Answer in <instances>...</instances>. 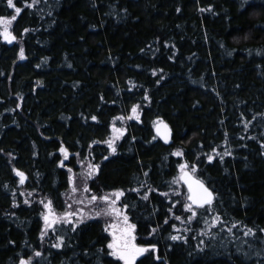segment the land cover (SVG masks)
Returning a JSON list of instances; mask_svg holds the SVG:
<instances>
[{
	"label": "trees",
	"instance_id": "1",
	"mask_svg": "<svg viewBox=\"0 0 264 264\" xmlns=\"http://www.w3.org/2000/svg\"><path fill=\"white\" fill-rule=\"evenodd\" d=\"M14 3L19 14L0 0V17L17 15L16 42L0 35V264H123L105 220L84 209L116 190L136 243L158 249L137 264H264V0ZM113 124L124 130L115 153ZM185 162L215 193L191 223L188 189L173 183ZM48 201L84 223L45 230Z\"/></svg>",
	"mask_w": 264,
	"mask_h": 264
},
{
	"label": "snow or ice",
	"instance_id": "2",
	"mask_svg": "<svg viewBox=\"0 0 264 264\" xmlns=\"http://www.w3.org/2000/svg\"><path fill=\"white\" fill-rule=\"evenodd\" d=\"M27 3V0H26ZM36 3V0H32V3L29 4L28 6L34 7ZM7 6L9 8H13L15 10L16 14H19L22 9L20 7H17L16 4L14 3V0H7ZM17 19V15H12L10 18L9 17H0V25L3 26L2 32H0V35H2L4 41L8 43H12L13 41L17 40L16 35L13 34V32L10 30V25L12 24L13 21ZM28 29H24V32H27ZM19 57L20 59L25 58V51L23 47H20L19 49ZM139 106H134L132 108V113H136L137 108ZM132 117H128V119H131ZM139 117H137L138 119ZM117 119L123 120L125 117L121 116L118 117ZM92 120H97L96 116H92ZM160 125H162L164 131L161 132L160 126L157 127V132L158 134L162 135L165 141L169 139L170 136V129H168L167 124H164L163 121H160ZM123 129L117 128L115 124H113V133L118 134L114 135L112 138L109 140L104 141V143L108 144V147L111 149L112 153L116 152V144L115 140L119 138V136L123 135ZM155 139V137H153ZM63 151V149H62ZM175 155L180 156L183 154L182 150H177ZM104 159H108V157H104ZM208 159L211 161L213 157L209 156ZM89 168L91 171L87 174L89 177L92 176L94 173L99 171V165H92L89 164ZM180 175L176 178H174L173 183H180L183 182L187 185L188 189V196H187V201L186 203L183 204V208L185 211L190 212L191 214L186 218L189 223H191L194 219L198 217V209H204L205 212H207L211 206L213 205L215 201V193L205 185L204 181L199 179L198 177L195 176L196 173V168L192 167L191 171H188V164L187 162L180 164ZM71 171V170H69ZM16 174L19 177V183L24 184L26 180L25 173L16 170ZM147 175V174H145ZM73 188L72 191L76 192L77 188L75 186V183L73 181ZM134 191H139V189H133ZM84 191L87 192L89 189L87 187L84 188ZM151 191V189H149ZM124 195L123 190H116L112 194H106L103 196H96L92 195L90 197L89 202H96V201H101L104 202L106 205L105 207H101L98 210H95V216H106V217H115L117 222H114L111 224V229H112V240L108 243L107 248L111 249V252L108 253V255H111L112 257L116 258L118 261H122L123 264H137V259L140 257H144L146 253L151 252H156L158 253L157 246L155 244L148 245V246H141L136 243V235H135V229L136 225L129 223V218L126 212L122 211L123 209H127L128 205L125 203L121 207H118L117 204L120 201L121 197ZM166 195V194H165ZM143 199H148V196L145 195ZM78 203H83V201H77ZM27 203V201H25ZM40 203H44V201H40ZM51 201H48L47 204H45V208L49 209L48 215L44 216V221H45V230L48 228H52L53 231H55V225L57 224L58 221H63L64 223H70V224H75L79 225L81 223H84L85 217L83 215L80 216V219L77 221H72L71 217L76 215L74 212H66L63 217H59L56 214H54L51 210ZM171 210V209H169ZM81 214L83 213V209L80 210ZM91 218V217H89ZM122 218V223L120 222ZM177 220H180V216L175 217ZM213 222L215 224H221V216L219 213H217L213 217ZM167 223V221H165ZM235 227V224L232 225V227H229L227 231L229 233L232 232V228ZM72 231L76 230V227H73L71 229ZM223 230V226H222ZM153 232L156 231L155 228L152 230ZM261 232H264V229H260ZM204 235H207L208 233H202ZM41 235L43 236L44 233L42 232ZM245 237H255L256 233L253 229L247 228L245 226V231L243 233ZM172 241H177L182 238L179 235H171L169 237ZM204 242L201 241V244ZM64 246V238L59 237V243L55 244L54 247L56 248H61ZM199 247V245H198ZM251 247V245H249ZM202 250V249H201ZM100 251H103L101 249ZM36 256H40V252L35 253ZM259 255V252L257 253ZM157 260L160 259V256L157 254L155 256ZM20 264H31V261H26V260H21ZM141 264L143 262L141 261Z\"/></svg>",
	"mask_w": 264,
	"mask_h": 264
},
{
	"label": "rangeland",
	"instance_id": "3",
	"mask_svg": "<svg viewBox=\"0 0 264 264\" xmlns=\"http://www.w3.org/2000/svg\"><path fill=\"white\" fill-rule=\"evenodd\" d=\"M105 206H106V205L103 204V202H101V201H96V202H94V203H90V204H88V206L85 207L84 209H87V215H89L90 217H92V218L102 217V218L105 220V225H106L107 232H108V234L110 235L111 240H112V235H111V233H112L111 224L114 223V222H117V221H116V218H115V217H106V216H103V215L98 216V217L95 216V210H98L99 208H101V207H105ZM117 206L120 207L119 202H118ZM122 211H123V209H122ZM120 222L122 223V218H121ZM129 223H130V222H129ZM48 230H50V228H48ZM121 262H122V261H121ZM122 263H123V262H122Z\"/></svg>",
	"mask_w": 264,
	"mask_h": 264
},
{
	"label": "water",
	"instance_id": "4",
	"mask_svg": "<svg viewBox=\"0 0 264 264\" xmlns=\"http://www.w3.org/2000/svg\"><path fill=\"white\" fill-rule=\"evenodd\" d=\"M15 42H16V41H13L12 43H9V44L12 45V44H14ZM163 123H164V124H167V123L164 122V121H163ZM158 126H160V130H161V132L164 131L162 125H160V122H158V123L155 125V132H156L157 136H158L160 139H162L164 142L169 143V142L171 141V139H172V130H171V127L167 124L168 129H170V136H169V139H168L167 141H165V139L163 138V136L160 135V134H158V132H157V127H158ZM182 183H183V182H182ZM183 184H184V186L187 188V185H186L185 183H183Z\"/></svg>",
	"mask_w": 264,
	"mask_h": 264
}]
</instances>
